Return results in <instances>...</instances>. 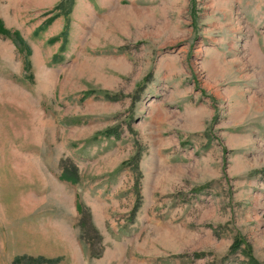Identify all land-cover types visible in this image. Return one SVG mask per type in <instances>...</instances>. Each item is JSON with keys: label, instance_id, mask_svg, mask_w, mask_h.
Wrapping results in <instances>:
<instances>
[{"label": "rangeland", "instance_id": "374dc122", "mask_svg": "<svg viewBox=\"0 0 264 264\" xmlns=\"http://www.w3.org/2000/svg\"><path fill=\"white\" fill-rule=\"evenodd\" d=\"M0 21L29 48L0 36V264H264V91L246 111L226 89L263 62L264 0H0Z\"/></svg>", "mask_w": 264, "mask_h": 264}, {"label": "trees", "instance_id": "16d2710c", "mask_svg": "<svg viewBox=\"0 0 264 264\" xmlns=\"http://www.w3.org/2000/svg\"><path fill=\"white\" fill-rule=\"evenodd\" d=\"M53 18H50L47 20L46 23H50L52 21ZM0 36L7 38L10 40V42L12 43V45L14 46V48L17 51H23L25 54L28 53L29 54V48L28 46L22 41V39L20 38L19 34L17 33V31H11V30H7L3 27L2 22L0 21ZM60 36L63 38V36H65L64 32L60 34ZM57 41V38H53L51 40V42H55ZM26 63L23 65L24 68H26ZM92 92H84L83 94V98H87ZM104 98L107 100H111L112 98L108 95L105 94ZM101 136L103 137H108L110 135H113V132L111 130H104L102 132L99 133ZM138 161H139V153H137L134 157H132L128 162H124L121 164V166H126V165H130L131 169H133V171L136 173L137 177H139V171H138ZM59 179L65 182H68L70 184H76L78 182V178L76 177V170L75 168L72 166H66L65 162H63L61 164V172L59 175ZM137 183H135V204L132 207V210L130 212V216L133 217V215L135 214V212L138 210L139 206H140V195H139V190L137 187ZM78 209H80V207H78ZM80 218L78 220V227L82 230L81 231V240L82 241H87L85 244H87L86 246H88L90 253H89V257L91 258H97L100 254V250L96 251L93 247L95 245V243H89L91 237V234H96L97 232L94 229V227L91 225L90 223V218H89V213L87 211L80 212ZM85 227H88V230L85 229ZM100 248V246H98ZM239 248V242L234 240L232 245L229 248V253L235 252L237 249ZM197 257V256H195ZM57 258H53V259H47L44 257H18V258H14L11 261V264H52L57 262Z\"/></svg>", "mask_w": 264, "mask_h": 264}, {"label": "crops", "instance_id": "0c3cea01", "mask_svg": "<svg viewBox=\"0 0 264 264\" xmlns=\"http://www.w3.org/2000/svg\"><path fill=\"white\" fill-rule=\"evenodd\" d=\"M258 41L259 40H256V39L251 40L252 45L257 46ZM209 54H210L209 52H207L205 54L206 60L209 58V56H207ZM216 61H215V64L220 67L217 71L220 73H226V70L229 68V66L225 65V64H228V62L224 63V61L219 59V58ZM262 61H263L262 64L253 63L251 65L253 72L247 73L245 76L246 78L244 80H242V83L230 82V84L226 85V89H229V91H231V93H234L235 97H236L235 98L236 100H233L234 104L232 103L233 107L230 105L231 108L235 109V108H238L239 106H241L242 110L247 111V110H249L251 103L255 102L254 103V106H256L255 108L261 111V108H259L258 104H256V97H255V99H254V97H252V99L250 97L251 101L247 102L246 100L243 99V95L256 93V92L261 91V90L264 91V75H263L262 81H260L256 78L257 69L264 70V56H263ZM261 82H263V83H261ZM263 94H264V92H263ZM215 95H217V94H215ZM230 101H232V100H230ZM263 102H264V96H263ZM262 106H264V105H262ZM253 107H251L252 110H254ZM262 109H264V107ZM200 118H201L200 123L202 124L203 120H202L201 115H200ZM249 121H252L251 124H257V125L263 127V130L261 129V132H262L261 141H263L264 140V120H262L260 123H255L257 121L255 119H249ZM254 130L258 133L259 128H255Z\"/></svg>", "mask_w": 264, "mask_h": 264}]
</instances>
